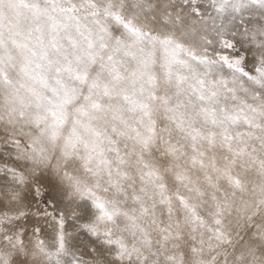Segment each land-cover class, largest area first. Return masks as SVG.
Segmentation results:
<instances>
[{"label": "snow or ice", "instance_id": "obj_1", "mask_svg": "<svg viewBox=\"0 0 264 264\" xmlns=\"http://www.w3.org/2000/svg\"><path fill=\"white\" fill-rule=\"evenodd\" d=\"M0 264H264V0H0Z\"/></svg>", "mask_w": 264, "mask_h": 264}]
</instances>
